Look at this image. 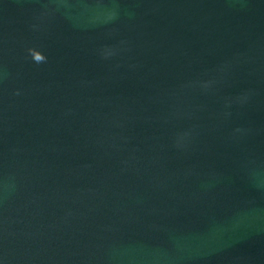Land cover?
Masks as SVG:
<instances>
[{
    "label": "water",
    "instance_id": "95a60500",
    "mask_svg": "<svg viewBox=\"0 0 264 264\" xmlns=\"http://www.w3.org/2000/svg\"><path fill=\"white\" fill-rule=\"evenodd\" d=\"M0 264H264V0H0Z\"/></svg>",
    "mask_w": 264,
    "mask_h": 264
},
{
    "label": "clouds",
    "instance_id": "9594fccd",
    "mask_svg": "<svg viewBox=\"0 0 264 264\" xmlns=\"http://www.w3.org/2000/svg\"><path fill=\"white\" fill-rule=\"evenodd\" d=\"M29 51L35 62L40 63L46 60V57L42 52L36 49H30Z\"/></svg>",
    "mask_w": 264,
    "mask_h": 264
}]
</instances>
